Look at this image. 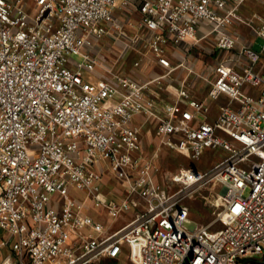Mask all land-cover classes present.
Returning <instances> with one entry per match:
<instances>
[{
	"label": "built area",
	"instance_id": "obj_1",
	"mask_svg": "<svg viewBox=\"0 0 264 264\" xmlns=\"http://www.w3.org/2000/svg\"><path fill=\"white\" fill-rule=\"evenodd\" d=\"M246 1L0 0V264L264 257V16L245 20ZM207 40L213 62L200 71L193 51ZM133 51V68L162 72L122 70ZM196 79L210 100L225 98L211 120ZM162 145L195 163L225 155L161 181ZM200 192L223 203V227L191 217ZM106 220L124 222L112 231Z\"/></svg>",
	"mask_w": 264,
	"mask_h": 264
},
{
	"label": "rangeland",
	"instance_id": "obj_2",
	"mask_svg": "<svg viewBox=\"0 0 264 264\" xmlns=\"http://www.w3.org/2000/svg\"><path fill=\"white\" fill-rule=\"evenodd\" d=\"M241 15L247 21H251L252 19H255V17L257 16H264V0H247L241 9ZM236 31L242 34L246 38V40L248 41L253 40V34L251 32V29L246 24H241L237 26ZM262 42L263 40L261 38L256 39L254 48L260 51ZM210 44H212L211 40L204 41L203 46L199 48L197 47L194 48L193 55H195L198 58H203L204 60H206V62L207 61L213 62V60L209 59V57L204 53V50L202 48ZM140 55H141L140 52H135V51L129 53L124 60L126 61V65L121 66L122 70L128 73L132 72V74L134 73V75L148 77L149 73L151 72V69H149V64L144 63L142 69H135L132 67L133 62L137 60L140 57ZM152 130L153 133L151 131V134L146 136V141H145V147L148 152V155H151L158 145L156 130H154L153 128ZM209 154H210L209 156H204L203 160L200 161L199 163H194L190 161L188 158L184 157L183 155L173 151L168 146L162 145L156 157V162L160 169L158 175L159 179L163 181V176L166 173L176 170L182 166H189L194 164V166H199L200 168L205 169L207 168V166H209L208 165L209 163L210 165L214 164L225 155V153L221 150L216 151L214 155H212V153L210 152ZM78 194L80 197L84 196L83 194L80 193ZM187 204L190 206L191 217L194 220L204 224H208L213 229L223 227L226 224L227 220L215 221V219L220 216L221 211L223 209V203L221 201H216L214 205L209 206L204 202V193L200 192L196 196L188 199ZM95 212L96 211L93 210V214H96ZM105 222H106V226H110L111 230L113 231L117 229L124 221H118L116 223H112L110 220H106ZM120 264H135V263L131 262V260H129L128 258L126 259L125 257H123L122 260L120 261ZM251 264H264V257H259L255 259Z\"/></svg>",
	"mask_w": 264,
	"mask_h": 264
},
{
	"label": "crops",
	"instance_id": "obj_3",
	"mask_svg": "<svg viewBox=\"0 0 264 264\" xmlns=\"http://www.w3.org/2000/svg\"><path fill=\"white\" fill-rule=\"evenodd\" d=\"M196 59H198V67H199V64H200V67L198 69L200 71L205 69V65L207 64L208 61L206 62V60H204L203 58H198V57ZM162 70L163 69L159 65H154L151 68V72L149 74L152 75V74H155L156 72H162ZM192 94L194 95L195 98L204 101L206 103V105L208 106V110H207L206 116H207V118L209 120L213 119L217 115L219 104L221 102L225 101V98H222L219 102L210 100L208 98V96H207V86L205 85V83L201 79H196L195 80L194 86L192 88ZM152 128L154 130H156L154 124L152 123V121L151 122L148 121V122H144L143 123L144 143L146 141V136L150 135L151 131L153 133ZM209 152L212 153V155L215 154L212 151H208V152H206L205 156H209L210 155ZM208 165H210V163ZM189 166H194V164L193 165H189ZM197 167H199V166H197ZM112 183H118V182L116 180H113Z\"/></svg>",
	"mask_w": 264,
	"mask_h": 264
},
{
	"label": "water",
	"instance_id": "obj_4",
	"mask_svg": "<svg viewBox=\"0 0 264 264\" xmlns=\"http://www.w3.org/2000/svg\"><path fill=\"white\" fill-rule=\"evenodd\" d=\"M195 224H196L195 221H190V222L187 223V225H188V227H189L190 229H194Z\"/></svg>",
	"mask_w": 264,
	"mask_h": 264
}]
</instances>
